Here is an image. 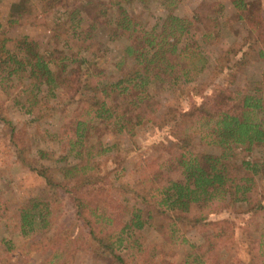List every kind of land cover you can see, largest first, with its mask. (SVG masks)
Wrapping results in <instances>:
<instances>
[{
    "label": "trees",
    "instance_id": "obj_1",
    "mask_svg": "<svg viewBox=\"0 0 264 264\" xmlns=\"http://www.w3.org/2000/svg\"><path fill=\"white\" fill-rule=\"evenodd\" d=\"M176 1L162 3L171 6ZM232 2L242 13L239 18L247 19L256 36L218 56L214 73L227 70V83L214 87L206 100L196 102V90L186 82L198 66L204 68L207 58L188 36L196 26L197 14L190 18L167 14L160 28H148L134 10L135 4L145 0H0V7L5 5L7 10L0 14V29L36 25L55 7L63 9L43 45L26 36L0 39V88L14 103H22L26 112L36 113L37 118L41 115L37 94L43 90L49 97L61 93L65 103H74L69 113L60 116L57 128L44 134L48 142L65 150L58 158H50L44 148L25 157L29 150L24 132L20 139L15 132L10 134L17 144L16 156L42 179L49 194L47 201L20 205L13 216L20 234L40 229L35 244L51 249L50 257L39 264H71L76 249L105 264H127L122 251L139 257L141 264H214V260L217 264L216 245L235 247L236 224L229 217L212 219L204 212L221 204L227 208L245 204V213L251 218L262 216L260 223L264 224V70L261 86L230 88L236 86L238 72L251 59L264 61V32H259L254 19L257 10L244 0ZM89 8L85 18L83 13ZM209 36L205 31L200 37L208 43ZM122 39L125 46L115 63L119 76L109 79L98 55L109 42ZM154 84L165 85L173 94L161 114L152 91ZM3 113L0 108V120L5 119ZM190 122L198 124L199 137L217 146L219 153L192 149L193 135L183 127ZM146 123L154 129L163 128L170 138V154L162 161L146 160L139 167V178L127 189L129 198L119 202L111 197L108 163L116 172L122 169L129 147L141 148L135 137ZM106 136H110L109 142L104 141ZM239 152L245 155L235 160ZM48 159L55 165L44 162ZM64 196L74 209L78 236L75 222L58 225ZM124 200L129 201L123 204ZM182 224L199 225L211 235L202 245L191 244L178 235ZM149 228L163 235L167 243L188 247L176 261L158 255H165L161 248L146 253L142 232ZM261 230L254 237L249 222L245 236L240 235L249 256L242 264H264V228ZM1 242L0 264H5L13 245L9 240Z\"/></svg>",
    "mask_w": 264,
    "mask_h": 264
},
{
    "label": "rangeland",
    "instance_id": "obj_2",
    "mask_svg": "<svg viewBox=\"0 0 264 264\" xmlns=\"http://www.w3.org/2000/svg\"><path fill=\"white\" fill-rule=\"evenodd\" d=\"M244 1L248 2V6L251 9L257 10V15L254 19L259 24V32H264V0ZM134 10L144 19L148 28L154 25L160 28L163 16L167 14H175L185 18H190L193 14H197L195 18L196 26L190 29V35L188 34V36L189 38L193 37L190 39L192 42L195 41L201 46L207 58L203 65L204 68L201 69V66H198L197 70L195 69L190 73L189 81L186 82L187 86L195 88L196 91L194 92L193 99L196 102H199L200 99L206 100L207 96L213 92L214 87L226 85L227 83L225 77V74L228 72L227 70L218 75L214 73L218 56L224 54L230 47H240L244 43V39L249 41L250 38L256 36V32L251 30L247 19L243 20L239 18V15L242 13L239 9L235 8L232 0H177L171 6H164L162 0H147V2L145 0L144 4H135ZM6 11L5 5L0 7V14ZM90 11L91 9L89 8L83 13L85 18ZM59 13L63 14V9L55 7L53 11L42 18L36 25L16 24L11 27L4 26L0 29V39L3 36H6L9 40L26 36L43 45L51 34L56 18L60 16ZM62 20L67 21L66 19ZM205 31L210 35L208 43L200 37L201 32ZM215 33L217 35L213 38ZM101 37L104 38L103 36ZM124 46L125 42L123 39L109 42L107 48H104V51L98 55L101 67L109 79L119 76L115 63L122 54ZM198 68L201 70L198 71ZM263 70V60L251 59V62L238 72L236 86L230 88L246 89L250 85L253 87L261 86ZM46 91L43 90L37 94L39 98L37 107L41 111L40 117L37 118L36 113L29 114L26 112L22 103H14L8 94L0 88V108L4 112L1 115L5 117V119L0 120V249L4 246L3 242H1L4 239L11 241L13 245V249L4 258L5 264H39L42 260L49 258L51 254L50 248L35 244L36 240H34V236L40 233V229H35L34 232L28 235H22L15 229L13 216L16 209L20 205H30L33 200L47 201L49 194H47L48 192L42 179L23 166L20 158L16 156L17 144L12 141L10 135L11 132H15L16 139H20L22 138L20 132H24V145L27 143L25 148L29 150L25 152V157H28L29 152L34 154L37 148L47 149L51 153L50 158L52 159L58 158L62 153L65 154V150H62L55 142H48L44 134L46 130L52 132L57 128L60 116L69 113L74 103H65L66 98L61 93L49 97ZM152 91L159 103L158 113L161 114L173 100V94L169 88L160 84H154ZM19 100L22 101L24 99L20 98ZM186 100H189V98L186 97ZM11 127L14 129L11 130ZM183 127H185L184 130L193 135L192 149L194 151L200 153H219L217 146L209 143L207 139L199 137L200 130L198 124L190 122L185 123ZM137 131L135 141L141 148L135 150L132 146L129 147L122 163V169L116 172L114 165L108 163L111 169L109 178L113 181L111 197L115 200H120L119 202H122L123 198L127 196L129 198L130 194L127 189L139 178V167L144 165L146 160L162 161L170 154L167 148L170 138L164 134L163 128L154 129L151 123H146L143 127L138 128ZM110 140V136L104 138L105 142H109ZM18 145L21 146L23 144L19 142ZM176 152V149L172 151L173 154ZM253 153V156H257V151ZM244 155L243 152H239L235 156V160H240ZM245 158L247 159V157ZM52 159L45 160L44 162L55 165ZM63 198L61 210L57 218L58 225H69L75 222L76 226L74 230L76 236H78L80 229L77 227L78 222L74 218V209L66 196ZM127 201L129 200H124L123 204ZM246 208L245 204H235L230 208L225 207V204H221L214 211L212 209V211L204 212L212 219L229 217L236 224L235 234L237 241H235V247L232 248L230 243L216 245V250L218 251L216 256L217 264H242L249 260L245 245L246 241H242L240 235L245 236V227L250 222L254 230L251 233L254 237H258L262 231V227L264 228V224L260 223L263 219L262 216L256 218L255 216L253 218L249 217L245 213ZM178 235L184 236L191 244L202 245V243H205V238L211 235V231L199 225L186 226L182 224L178 230ZM142 242L147 247L146 253H150L152 248H161L164 250L165 255L161 252L157 254L164 259L174 261L178 260L185 252V248L188 247V244L185 243H167L164 236L153 228L142 232ZM71 244L70 242L69 245ZM122 255L127 264H141L140 258L134 257L131 253L122 251ZM154 259L155 257H153ZM70 263L105 264V262L93 258L90 253L81 249L75 250ZM214 264H216L215 260Z\"/></svg>",
    "mask_w": 264,
    "mask_h": 264
}]
</instances>
